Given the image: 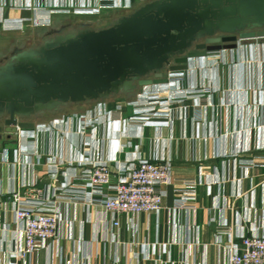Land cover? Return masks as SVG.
Wrapping results in <instances>:
<instances>
[{"label": "crops", "instance_id": "1", "mask_svg": "<svg viewBox=\"0 0 264 264\" xmlns=\"http://www.w3.org/2000/svg\"><path fill=\"white\" fill-rule=\"evenodd\" d=\"M63 2L67 7L73 4V0H0V59L20 46L19 42H39L48 29L73 22L64 13L52 14V9L63 8ZM76 2L73 7L82 8V1ZM21 20L26 22L23 29L19 28ZM39 21L49 23L35 26ZM25 33L31 34L28 41L21 39ZM208 59V78L200 72V78L195 75L192 80L191 68L177 76V95L183 102L170 116H154L151 122L130 120L139 114L133 103L159 89L151 86L133 100L114 98L77 105L83 111L36 121V127H40L75 115L98 118V125L88 129L84 138L75 125H68L67 130L59 125V138H46L35 128L0 140V196L5 202L0 217L9 228L0 234L6 242L4 245L0 241V264H228L225 246L240 244L242 233L261 232L264 39L240 42L236 50L214 53ZM204 81L208 84H201ZM175 86L163 98L172 97ZM119 106L121 116L115 112ZM104 109L112 113L105 115ZM35 132L39 133L35 148L43 155L39 164L27 160L23 153L34 150L32 143L20 142L21 135ZM64 132L68 136H63ZM83 143L92 146L94 159L109 164L113 181L118 177V165L136 159L170 162L176 180L200 182L194 208H179L174 188L169 187L159 213L124 215L120 227L113 229L111 218L100 206L73 204L64 198L59 240L25 262H17L11 254L22 238L14 222L10 192L35 181L40 187L52 186L46 175L50 152L59 157L65 175L72 173L68 164ZM63 182L61 176L54 185L59 187ZM222 227L231 232L219 234Z\"/></svg>", "mask_w": 264, "mask_h": 264}, {"label": "water", "instance_id": "2", "mask_svg": "<svg viewBox=\"0 0 264 264\" xmlns=\"http://www.w3.org/2000/svg\"><path fill=\"white\" fill-rule=\"evenodd\" d=\"M252 39H264V0H150L107 27L50 28L0 59V140L69 106L133 100Z\"/></svg>", "mask_w": 264, "mask_h": 264}, {"label": "built area", "instance_id": "3", "mask_svg": "<svg viewBox=\"0 0 264 264\" xmlns=\"http://www.w3.org/2000/svg\"><path fill=\"white\" fill-rule=\"evenodd\" d=\"M109 5L119 8L121 2L113 0ZM106 6L107 4L100 2L98 11ZM85 10L90 11L85 7L81 9L84 12ZM51 12L54 15L61 11L56 8ZM20 22L19 28L23 29L26 22L25 20ZM48 23L39 21L34 22V25L40 27ZM155 87L159 89L145 94L138 103H133L136 104L134 107L137 108L139 114L131 118V121L151 122L154 116H170L175 107L183 102V98L177 95L179 89L176 88L172 97L163 98L166 92L172 91V85L164 84ZM121 110L122 107L119 106L115 112L121 116ZM104 111L105 115L112 113L106 109ZM104 114L101 113L102 116ZM98 123V118L95 119L91 115H75L66 120L53 122L50 125L44 124L40 127L38 125L35 128L41 130L46 138L54 139V135L60 137V130L57 131L59 125L65 126L66 130L68 125H75L78 128V134L84 138L87 130L95 128ZM35 128L19 130L18 133L30 132ZM38 134L35 132L27 136L21 135L20 142L28 145L32 143L30 147L32 146L31 149L34 150L23 153L33 164L35 161L39 164L43 156L34 145V142L39 139ZM62 135L68 136V133L64 132ZM77 154L68 164L72 173L65 175L59 157L53 152L48 153L46 175L53 182L52 186L40 187L38 181H35L21 184L10 192L14 222L19 227L18 231L22 238L20 246L11 254L17 262H25L50 243L59 240L63 219L61 204L64 198H69L73 204L85 203L100 206L111 218L113 229L120 227V218L124 215L159 213L163 208L169 187L174 188L175 204L179 208H194L200 182L193 179L176 180L173 175V165L170 162H153L139 158L132 163L118 165V177L116 181H113V173L109 164L103 160L94 159L92 146L83 143ZM61 176H64V182L58 187L54 183L56 184ZM4 204L0 196V214L4 209ZM8 230L9 228L2 223L0 217V234ZM229 232H231L229 228L219 229V234ZM3 239L1 237L0 241L5 245V238ZM240 240V244L231 242L224 247L228 264H264V222L261 232L256 231L250 235L242 233Z\"/></svg>", "mask_w": 264, "mask_h": 264}, {"label": "rangeland", "instance_id": "4", "mask_svg": "<svg viewBox=\"0 0 264 264\" xmlns=\"http://www.w3.org/2000/svg\"><path fill=\"white\" fill-rule=\"evenodd\" d=\"M80 1V0H79ZM82 4H80V7H73L74 4H76V0H73V4H69L71 7H67V5L65 4V2H63V8H59L58 11L64 12L63 15H65L68 19H70V21H74V22H78V23H85V24H89L91 26L94 27H107L109 26L114 20H116L117 18L121 17L122 15H126L127 13L132 12L133 10H135L137 7H139L140 5H143L144 3H146L147 1L150 0H120L121 2V7H110L109 4H112V1L110 2V0H81ZM100 2H102L103 4H107L106 8L101 9L100 11H98L99 9V4ZM80 3V2H79ZM119 3V2H118ZM83 7L85 8H89L90 11L85 10L81 11V9H83ZM61 12H58V14H61ZM92 12V13H91ZM89 13V14H88ZM81 14V15H80ZM65 18V17H63ZM66 18V19H67ZM79 26H74V30H76ZM29 33H25L24 36H22L21 39H27L28 37L30 38ZM29 39H27L28 41ZM20 46H32L35 47L38 45V40L35 39L32 42H26V41H22L19 42ZM214 54V53H213ZM213 54H210L211 56ZM210 55L206 58L203 59H198V60H194L191 62L190 68H191V79H193L192 77H195V75H197L198 79L200 78V72L202 77H206L208 78V72H209V62L210 59H208L210 57ZM181 73H176V74H172L170 76V79L168 81L167 84H172L173 86H175L174 84H177L175 86V88L178 86V84H180V82L178 81V75ZM200 82V80H198ZM198 82V83H199ZM197 83V84H198ZM200 84V83H199ZM201 84H208V82L204 81L203 83L201 82ZM177 89V88H176ZM166 93H170L166 92ZM83 111V109L77 108L76 106H69L67 109H65L63 112L58 113L56 116L52 117V118H59L61 116L67 115V114H73L76 112H80ZM52 118H48L52 119ZM46 120V121H47ZM14 136V135H13ZM11 136V137H13ZM3 139L7 140L6 135H3Z\"/></svg>", "mask_w": 264, "mask_h": 264}, {"label": "flooded vegetation", "instance_id": "5", "mask_svg": "<svg viewBox=\"0 0 264 264\" xmlns=\"http://www.w3.org/2000/svg\"><path fill=\"white\" fill-rule=\"evenodd\" d=\"M38 44H39V42H38ZM42 117H43V116H42ZM42 117H38V118H42ZM44 117H45V116H44ZM37 120H38V119H36V120L34 119L35 122H36Z\"/></svg>", "mask_w": 264, "mask_h": 264}]
</instances>
